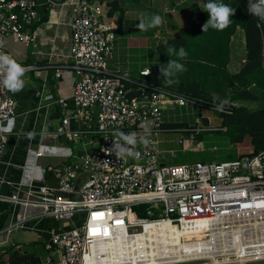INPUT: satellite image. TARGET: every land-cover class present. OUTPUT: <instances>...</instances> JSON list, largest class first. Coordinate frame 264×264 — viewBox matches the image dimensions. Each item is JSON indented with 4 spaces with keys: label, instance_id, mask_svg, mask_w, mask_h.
<instances>
[{
    "label": "built area",
    "instance_id": "1",
    "mask_svg": "<svg viewBox=\"0 0 264 264\" xmlns=\"http://www.w3.org/2000/svg\"><path fill=\"white\" fill-rule=\"evenodd\" d=\"M70 1L75 7L69 22L70 49L66 60L55 67L57 75L65 69L73 73L69 95L73 108L64 119L80 122L82 128L73 132V138H83L82 144L90 148L84 147L80 155L62 154L65 162L58 187L45 181L15 185L0 173V184L17 191L15 196L0 194V201L36 209L35 215H24L6 231L23 227L31 216L68 222L67 228L48 231L44 248L56 251L57 257L47 256L39 264H110L108 256L114 264H148L150 243L159 249L156 264L264 260V150L225 161L165 164L160 159L162 134L181 133L176 142L186 149L197 134L209 130L210 123L205 116L196 119L197 125L166 121V105H195L201 112L212 107L192 95L147 83L149 67L139 68L136 77L129 70L110 68L115 43V22L108 15L112 0ZM39 6L38 0H0L2 45L6 37L29 43ZM256 25L262 30L264 20L256 16ZM0 53L12 56L3 46ZM16 114L15 97L0 85V164L6 150L5 124ZM121 132L136 135L138 143L129 146L136 155L117 157L113 145L124 143ZM30 152L43 154L40 149ZM80 175L83 179L77 185ZM152 202L162 211L145 209ZM151 225L157 231L136 241ZM196 234L205 235L197 243L202 257L186 258L195 243L187 238Z\"/></svg>",
    "mask_w": 264,
    "mask_h": 264
},
{
    "label": "crops",
    "instance_id": "2",
    "mask_svg": "<svg viewBox=\"0 0 264 264\" xmlns=\"http://www.w3.org/2000/svg\"><path fill=\"white\" fill-rule=\"evenodd\" d=\"M38 1L39 19L31 28L29 43L15 41L11 37H6L3 41L4 49L19 64L28 68L23 77L24 88L17 93L9 91L17 101V114L5 124L6 150L0 164V173L6 181L15 185L20 183L26 186L36 185L45 181L51 187H58L65 162L62 154L71 151L73 155H80L85 148H90L82 144L83 141L80 140L83 138H73V132L82 128L80 122L76 119H64L73 108L69 96L73 73L65 69L57 75L55 67L57 63L66 60L64 55L69 52V22L75 7L70 0H51L52 3H49L50 0ZM158 1L173 2L172 8L176 7V13L177 10L184 11L186 7L192 14L193 0H157V3ZM114 14L117 17L120 12L116 11ZM190 16L188 14L187 21L182 27L192 18ZM245 53L244 33L238 28L230 41V60L227 66L229 71L235 72L241 68ZM49 63H54V66ZM60 98L65 99L63 103L58 102ZM10 122L11 130L8 131ZM38 149L43 151L41 156L30 152ZM248 151H251L250 146ZM82 179V175L78 176L75 179L76 184L78 185ZM16 193L13 186L7 183L0 184V194L15 196ZM34 212L36 209L33 207L25 208L10 200L0 201V245L6 243L13 245L10 253L15 251L32 253L29 250L21 251L20 244L34 242L36 237H40L44 242L48 238L49 230L69 226L65 221L31 216L24 221L23 227L13 228L9 233L6 231L9 224L19 222L24 215L27 217L35 215ZM9 254L0 256V261H4L2 264H9ZM50 255L56 259L57 252L48 251L43 259L38 256L39 262Z\"/></svg>",
    "mask_w": 264,
    "mask_h": 264
},
{
    "label": "trees",
    "instance_id": "3",
    "mask_svg": "<svg viewBox=\"0 0 264 264\" xmlns=\"http://www.w3.org/2000/svg\"><path fill=\"white\" fill-rule=\"evenodd\" d=\"M137 2L139 0H136ZM209 2V0H208ZM236 9L230 17L231 24L223 31L209 27L202 32V26L209 19L206 7L193 0L192 19L182 30L166 41L154 45L157 58L146 76L147 83L166 87L192 95L207 102H217L213 95L229 89L232 101H259L258 108L251 109L245 104L232 107L229 112H219L224 132L230 143H240L249 138L251 154L264 150V28L256 25V16L248 11L251 0H215ZM109 18H113L116 28L123 20V9L118 0L109 2ZM120 12L115 17L114 13ZM115 17V18H114ZM176 28V24H171ZM240 28L245 38V59L238 71L228 70L230 60V41ZM183 47L187 56L180 59L178 55H169L168 48L178 52ZM170 60L183 64L186 71L174 72L164 76L160 69L167 68ZM137 75H135L136 77ZM134 77V76H133ZM220 102V101H218ZM172 126H182L172 123ZM9 264H39V258L33 253L12 252L8 255ZM4 261H0L2 264Z\"/></svg>",
    "mask_w": 264,
    "mask_h": 264
},
{
    "label": "rangeland",
    "instance_id": "4",
    "mask_svg": "<svg viewBox=\"0 0 264 264\" xmlns=\"http://www.w3.org/2000/svg\"><path fill=\"white\" fill-rule=\"evenodd\" d=\"M118 1L121 8L124 10L123 20L121 26L113 30L115 34V43L113 59L110 60V68L127 69L132 76H135L139 68L144 65L152 66L154 63V60L157 58L154 45L158 42L166 41L167 38L178 34L182 30V26L186 23L188 14L191 15L190 17L193 15L190 14V9L186 7L184 11L177 10L176 13V7L172 8L173 2L168 1L164 3L158 1L159 4L157 0H139L138 2L136 0ZM196 1L198 5L203 6L207 3V0L206 2L204 0ZM250 3H252V0ZM155 14L163 18L162 25L150 28L147 31H141L137 28L141 19H145L147 22V20ZM173 23L177 25L175 29L172 28L171 24ZM230 96L231 93L229 89H224L222 92L215 93L213 97L217 102H208L212 110L204 108L202 112L195 105H176L175 107L166 105L164 110L166 121L197 125L196 119L205 116L210 119V123L207 125L209 130H203L197 134L190 148L186 150L182 149V146L176 142L180 138L181 133L172 131L167 134H162L161 139L163 141L160 143V148L162 150L160 159L167 165H179L193 163L195 161H225L232 160L240 153L248 151L250 146L248 137L240 143L234 144L229 142L227 135L224 130H222L225 127L222 126L219 113L214 110V108L220 105L225 99L229 101L227 105L232 107H236L238 104H245L251 109L258 108L261 102L232 101ZM200 124L202 123L200 122ZM144 206L145 209L149 208L155 214L162 211L160 205L155 207L153 202ZM138 210L142 211L141 209ZM138 210L136 212H138ZM20 247L21 251L29 250L42 259L48 254L40 237H36L34 242L20 244ZM11 250H13V245H10V243L0 245V256L4 252L5 254H3L2 257L6 256ZM246 264H264V260L248 262Z\"/></svg>",
    "mask_w": 264,
    "mask_h": 264
},
{
    "label": "clouds",
    "instance_id": "5",
    "mask_svg": "<svg viewBox=\"0 0 264 264\" xmlns=\"http://www.w3.org/2000/svg\"><path fill=\"white\" fill-rule=\"evenodd\" d=\"M205 7L207 13L209 14V19L202 26V32L207 31L209 27H212L218 31H223L231 24L230 17L234 16L236 12L235 8L222 3H217L215 0H209ZM248 11L252 15L264 20V0H257L256 3H250ZM162 23L163 18L160 15L155 14L149 20H147V22L145 19H141L137 25V28L141 31H147L150 28L162 25ZM2 46V42H0V47ZM167 52L169 55H178L180 59H183L187 56V52L183 47H181L178 52L175 48H168ZM26 71L27 69L19 64L12 56L5 53H0V85H2L4 88H7L13 93L21 91L25 85L23 77ZM160 71L164 76H171L174 72L186 71V68L177 60H170L168 62V67L162 68ZM227 104H229V101L227 99L223 100L220 105L217 106L218 110L223 111L224 106ZM7 130H11V122ZM119 136L124 141V143H115L113 145L117 157H121L125 154L136 155L132 148L129 147L135 146L138 143L136 135L134 133L125 134L121 132L119 133Z\"/></svg>",
    "mask_w": 264,
    "mask_h": 264
},
{
    "label": "bare ground",
    "instance_id": "6",
    "mask_svg": "<svg viewBox=\"0 0 264 264\" xmlns=\"http://www.w3.org/2000/svg\"><path fill=\"white\" fill-rule=\"evenodd\" d=\"M151 229H149V230H146V232H144V233H140L139 235H137L136 236V241H139V240H142V241H144L147 237H146V233L147 232H151V231H154V233H155V231H157V226L156 225H151ZM205 235L204 234H196V235H192L191 237H188L187 239H190V241H192V242H195L194 243V249L193 250H191V251H194L193 253H190V254H185L184 256L186 257V258H189V259H195V258H199V257H202V255H201V253L197 250L198 249V247L197 246H199L200 244H197V243H202L203 242V240L205 239V237H204ZM151 236H149V238H150ZM153 243H150V244H148L149 246H150V248H151V252H150V255H151V260L150 261H148L149 263L148 264H156V262H155V260H154V255H157L159 258H161L160 257V254H159V249H154V245H152ZM205 256H207V254L205 255ZM108 259H111V262H110V264H114L113 263V259L111 258V256L109 257L108 256ZM180 259H184V258H182V257H180ZM215 261V259H212V261H211V263L212 264H215V263H213ZM158 262H162V261H158ZM164 262H166L165 264H170L169 262L170 261H164ZM204 264H208V263H204Z\"/></svg>",
    "mask_w": 264,
    "mask_h": 264
}]
</instances>
